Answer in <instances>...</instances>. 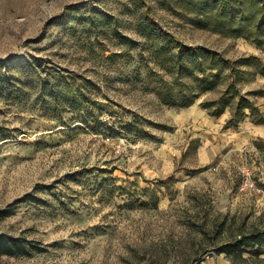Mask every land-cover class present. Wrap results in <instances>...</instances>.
Masks as SVG:
<instances>
[{
	"label": "rangeland",
	"instance_id": "obj_1",
	"mask_svg": "<svg viewBox=\"0 0 264 264\" xmlns=\"http://www.w3.org/2000/svg\"><path fill=\"white\" fill-rule=\"evenodd\" d=\"M196 45L231 65L172 104L216 63ZM263 71L264 0H0V231L26 245L0 264H235L259 231L264 264V156L212 113L238 89L226 124L247 119Z\"/></svg>",
	"mask_w": 264,
	"mask_h": 264
},
{
	"label": "trees",
	"instance_id": "obj_2",
	"mask_svg": "<svg viewBox=\"0 0 264 264\" xmlns=\"http://www.w3.org/2000/svg\"><path fill=\"white\" fill-rule=\"evenodd\" d=\"M190 48H196L202 53V55L209 54L212 56L213 59L215 58L217 60L214 65H211L210 67L211 69L209 70V67L205 66L204 64V58H201L200 61V64H202L201 75L197 76L201 83V87H200L201 89L196 91L195 88H192L190 90V93H188V91L187 92L184 91L182 93L183 97L181 100L176 99V97L172 95L171 98L167 99L172 104L190 105L194 103L202 92L214 88L218 84L217 80L221 77V74L223 73L224 69L228 68L231 65L230 59L223 57L216 50L201 45H196L195 47L192 46ZM217 64L219 65V68L216 66ZM232 83H234V81ZM237 93H239L238 89L236 93H230V91L227 89L224 92V94L221 96V105L217 107L214 111H212V113L217 115L223 113L226 110V108L229 105H231V103L234 101L233 99L237 96ZM204 104L206 106H210L213 105V102L205 101ZM246 107H250L253 112L258 110V106L254 103V101L248 98L247 95H241V102L238 104V108L241 112H245L244 110ZM257 120L263 121L264 116L257 118ZM10 211H11V206L0 208V218H3L6 215H8ZM262 235L263 234L261 233V231L252 232L249 234L244 233L242 237H237L235 239L229 240L226 243H224L221 250L232 252L236 249H240L241 260L235 262V264H250L248 262L249 257L247 255H244V251L247 250V248L257 246L254 250L256 251V253H259ZM23 247L26 248L25 241L23 238L15 234L9 233L8 231H0V251H4L7 253H14L16 250Z\"/></svg>",
	"mask_w": 264,
	"mask_h": 264
},
{
	"label": "crops",
	"instance_id": "obj_3",
	"mask_svg": "<svg viewBox=\"0 0 264 264\" xmlns=\"http://www.w3.org/2000/svg\"><path fill=\"white\" fill-rule=\"evenodd\" d=\"M255 98H257V102L254 103L261 112H264V94H258ZM193 104L194 103H192V105ZM227 109L228 107L226 110ZM226 110L221 113L222 115L220 114L223 116L220 120L224 121L221 123L220 135L225 145L228 146L229 151L233 153L232 150L234 149H241L243 147H246L245 149L254 148L258 156H264V120L259 121L257 118L253 119L252 114H254L255 111L253 112L250 107H246L244 111L249 114L247 119L241 121L237 120L233 124H226L228 123ZM210 120L214 123L219 122L217 119ZM256 139L261 140L262 143Z\"/></svg>",
	"mask_w": 264,
	"mask_h": 264
},
{
	"label": "built area",
	"instance_id": "obj_4",
	"mask_svg": "<svg viewBox=\"0 0 264 264\" xmlns=\"http://www.w3.org/2000/svg\"><path fill=\"white\" fill-rule=\"evenodd\" d=\"M243 189L261 190V186L254 177L253 169L249 166L244 168V177L242 181Z\"/></svg>",
	"mask_w": 264,
	"mask_h": 264
}]
</instances>
